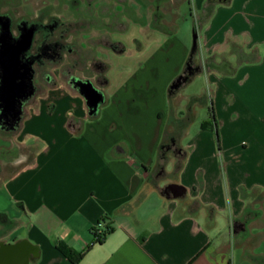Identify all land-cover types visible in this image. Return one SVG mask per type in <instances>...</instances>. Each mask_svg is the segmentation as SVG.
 Wrapping results in <instances>:
<instances>
[{"label":"crops","instance_id":"0c3cea01","mask_svg":"<svg viewBox=\"0 0 264 264\" xmlns=\"http://www.w3.org/2000/svg\"><path fill=\"white\" fill-rule=\"evenodd\" d=\"M183 2L199 20L209 10L191 45L174 29L147 47L112 40L122 50L109 46L101 84L83 80L96 112L78 86L52 84L27 94L15 127H0L12 168L0 179V264H73L58 241L84 253L78 264H264V0ZM175 16L162 20L173 27ZM192 53L230 69H206L218 147L201 127L210 107L192 121L196 93L178 94L192 99L169 121V87ZM173 133L176 158L158 161ZM100 220L112 231L90 245Z\"/></svg>","mask_w":264,"mask_h":264},{"label":"rangeland","instance_id":"374dc122","mask_svg":"<svg viewBox=\"0 0 264 264\" xmlns=\"http://www.w3.org/2000/svg\"><path fill=\"white\" fill-rule=\"evenodd\" d=\"M134 1L135 0H0V29L3 24L2 21L9 20L11 29L17 33L20 23L24 22L26 30H33L29 48L35 50L43 45H45L46 48H53V44H49L57 42L56 47L54 46L56 53L51 50L49 55L47 54L45 58H42L41 63L37 67L38 73H35L34 78L33 70L31 71V81L33 80L32 83L34 82L36 91L32 93V89L28 95L31 93V95H34L40 89H44L46 86L52 84L67 83L77 87L75 83L79 80H89L94 85H100L103 71L107 68L106 61L108 60V54L111 51L109 46L113 45L112 40H116L119 36L122 42H124V40H132L136 37L137 39H141L147 47L150 45L151 41L159 42L166 35L165 32L174 29V35L180 39H186L191 45L194 36L193 29L195 25L199 27L201 20H199L196 15H191L186 2L177 5L178 2L182 0H152L153 4L151 8L144 11L139 8V5L136 3L134 4ZM171 11L174 14L176 13L175 18L171 19V22H174L173 27L167 26V23L162 20L164 12ZM145 18H147V26L143 25ZM131 25H133V29H136L138 26L140 29L139 33L134 32L133 29L130 32L128 27ZM21 31L22 27L20 28V32ZM149 32L152 33V35L149 36ZM1 43L2 41L0 40V45ZM114 45L116 46L118 44L114 43ZM29 48L27 50H29ZM27 50L21 54V56L23 55L21 59L23 62L32 61L24 57V53H26ZM47 51H49V49H47ZM192 58L194 59L193 62L198 64L200 69L194 74L192 81L190 80L191 82L188 81L186 83L188 84L190 82L187 87H184L185 84L170 96L168 101L170 112L169 121H172V117L174 121L180 119L181 117H178V107H180L182 103L187 104L188 102L189 104V100L192 99L191 97L185 100L178 96V94L185 93L186 90L196 93L195 97L203 104L202 108L196 106V113H194L192 121L196 122L200 117L203 118L204 113L209 107L211 108V86L209 87L206 78V72H208L206 69L216 68V70L222 72L226 70L230 71V69H227L228 67L224 65L225 62H223L222 59H217L221 65H216L211 58H203L202 55L197 53L194 54ZM240 61L237 63L236 59V64L234 65L238 67L241 65V63H239ZM221 62H223V64ZM218 75L222 78L226 77V75L221 73ZM224 101L228 102V97L225 98ZM186 107L184 108L183 106L184 111ZM214 112L215 119L219 121L216 109H214ZM172 125L170 124L168 128L169 131L172 129ZM217 131L219 139L217 138L216 132H214V141L215 146L218 147L222 132L219 129ZM1 137L0 129V179H3L7 175H10L12 168L7 163L10 156L8 155V144L5 140H2ZM161 158L166 161L176 158V155L174 152L168 151L164 155L160 154L158 156V161H162ZM253 205L256 206V203ZM248 228L249 232L255 233L256 230L260 229V226L249 225Z\"/></svg>","mask_w":264,"mask_h":264},{"label":"water","instance_id":"95a60500","mask_svg":"<svg viewBox=\"0 0 264 264\" xmlns=\"http://www.w3.org/2000/svg\"><path fill=\"white\" fill-rule=\"evenodd\" d=\"M5 31L1 36L0 45V107L3 110L14 109L20 99V94L25 89L24 79L31 80L32 61H22L21 54L30 46L33 30L22 29L19 37L12 39L9 23H5ZM21 60V61H20ZM79 91L84 95L87 103L93 106L95 111L99 102V96L94 97L92 84L88 81H76ZM25 95L23 98H26Z\"/></svg>","mask_w":264,"mask_h":264},{"label":"trees","instance_id":"16d2710c","mask_svg":"<svg viewBox=\"0 0 264 264\" xmlns=\"http://www.w3.org/2000/svg\"><path fill=\"white\" fill-rule=\"evenodd\" d=\"M209 15V10L206 11L202 17H200L201 19V23L202 24L203 20L206 19V17ZM114 51H121L122 50V46H118V45H114L113 46ZM192 53L189 57L188 60L183 68V70L181 71V73L176 76L174 78V80L171 82V85L169 87V93L170 96L175 93V91H177L178 89H180L181 87H183L188 81H190L192 79V77L194 76V74L200 69V67L198 66V64H195L193 61L194 59ZM33 85V84H32ZM32 87V86H30ZM30 89V90H29ZM27 91V94H29L31 92V88H29ZM33 92V91H32ZM31 95V94H30ZM29 95V96H30ZM29 96H27V98H25L26 100L29 98ZM24 98H20L18 105L16 104V107L18 110V114L15 117H11L8 118L5 116V114H8V111L3 110L2 107H0V127L3 129H8L10 127H15L17 125V120L21 118L22 112H21V107L20 104H22ZM25 100V101H26ZM24 102V101H23ZM96 112V111H94ZM188 118V117H187ZM201 127L203 129H209L212 130L214 132H216L217 134V138L218 137V129H217V124H216V119H215V115L213 113V108L211 107L209 109V116L206 120H204L201 124ZM177 134H171L169 137L166 136L164 137V139L162 140V143L160 145V152L164 155V153H166V151H170V152H174L176 153V151L179 149L178 147V139H177ZM91 234L93 236V243L94 244H99L102 243L105 239V237L107 236L108 233H110L112 231V227L108 224V223H104V228H103V232L102 234L98 235L96 233V228L92 227L91 228ZM56 249L65 257L67 258L70 262H72L73 264H78L80 262V260L83 257V252H79L74 250L72 247L68 246L66 243H64L63 241H58L55 244Z\"/></svg>","mask_w":264,"mask_h":264},{"label":"flooded vegetation","instance_id":"af4514ba","mask_svg":"<svg viewBox=\"0 0 264 264\" xmlns=\"http://www.w3.org/2000/svg\"><path fill=\"white\" fill-rule=\"evenodd\" d=\"M1 22V21H0ZM8 22L9 23V29H10V32H11V36H12V39L15 40L19 37L20 35V28L22 27V29H25V23L24 22H21L20 23V26H19V29H18V32L16 33V31L12 30L11 29V25H10V21L9 20H3L2 21V25H1V29H0V40H1V34L5 31V23ZM34 25V24H33ZM32 25V26H33ZM35 26V25H34ZM3 29V30H2ZM49 43V42H48ZM56 43L57 42H54V43H50L49 45L53 44V48H46L45 45H43L42 47L40 46V48H37L36 50L35 49H32V48H29V50H27L26 53H24V57H26L27 59H30L33 61V78L35 76V73L37 74L38 73V70H37V67L39 66V64L41 63V60L42 58H45V56L48 54L51 53V50L52 52L56 53V49H54V46L56 47ZM114 45V44H113ZM113 45H110V46H113ZM47 49H49V51H47ZM21 58H23V55L21 56ZM102 78V76H101ZM33 81V80H32ZM31 80H28L27 78L24 79V83H25V89L24 91L20 94V98L22 99L25 95H27V90L29 88L33 89V92L36 91V87H35V84L34 82L32 83ZM33 84V85H32ZM32 86V87H30ZM30 90V89H29ZM32 91V90H31ZM28 100V99H27ZM26 100V101H27ZM19 102V101H18ZM18 102H17V105H18ZM18 110L17 108H14V109H9L8 110V114H5L6 117L8 118H13L15 117L17 114H18Z\"/></svg>","mask_w":264,"mask_h":264},{"label":"built area","instance_id":"2783aa9c","mask_svg":"<svg viewBox=\"0 0 264 264\" xmlns=\"http://www.w3.org/2000/svg\"><path fill=\"white\" fill-rule=\"evenodd\" d=\"M94 227L96 228V233L98 235L102 234L103 228H104V221L103 220H100ZM90 245H94V243H93V236H92V241H91V244Z\"/></svg>","mask_w":264,"mask_h":264}]
</instances>
